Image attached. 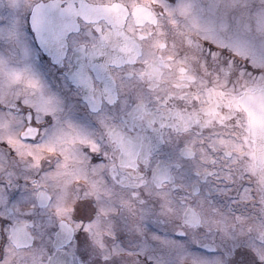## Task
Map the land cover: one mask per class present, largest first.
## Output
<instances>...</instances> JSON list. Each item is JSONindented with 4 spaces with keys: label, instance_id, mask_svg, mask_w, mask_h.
<instances>
[{
    "label": "snow or ice",
    "instance_id": "6c2138e0",
    "mask_svg": "<svg viewBox=\"0 0 264 264\" xmlns=\"http://www.w3.org/2000/svg\"><path fill=\"white\" fill-rule=\"evenodd\" d=\"M0 264H264V0H0Z\"/></svg>",
    "mask_w": 264,
    "mask_h": 264
}]
</instances>
